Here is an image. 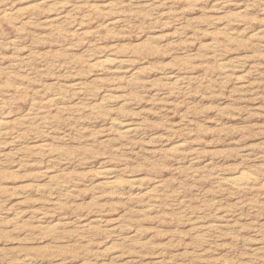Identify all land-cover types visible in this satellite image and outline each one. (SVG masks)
Wrapping results in <instances>:
<instances>
[{"label":"rangeland","instance_id":"1","mask_svg":"<svg viewBox=\"0 0 264 264\" xmlns=\"http://www.w3.org/2000/svg\"><path fill=\"white\" fill-rule=\"evenodd\" d=\"M0 264H264V0H0Z\"/></svg>","mask_w":264,"mask_h":264}]
</instances>
